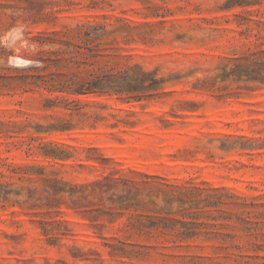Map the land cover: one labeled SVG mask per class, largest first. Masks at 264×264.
<instances>
[{
	"label": "rangeland",
	"instance_id": "1",
	"mask_svg": "<svg viewBox=\"0 0 264 264\" xmlns=\"http://www.w3.org/2000/svg\"><path fill=\"white\" fill-rule=\"evenodd\" d=\"M0 264H264V0H0Z\"/></svg>",
	"mask_w": 264,
	"mask_h": 264
},
{
	"label": "trees",
	"instance_id": "2",
	"mask_svg": "<svg viewBox=\"0 0 264 264\" xmlns=\"http://www.w3.org/2000/svg\"><path fill=\"white\" fill-rule=\"evenodd\" d=\"M140 73L147 77V81L140 79ZM163 81L156 78L155 72H146L141 67L131 68L121 74L102 75L94 79L85 87H78L72 91L75 96L89 95L93 93L116 92L121 94H134L140 89L154 92Z\"/></svg>",
	"mask_w": 264,
	"mask_h": 264
}]
</instances>
